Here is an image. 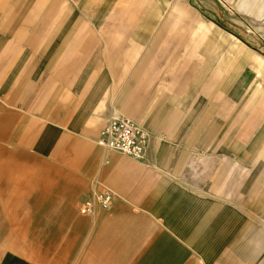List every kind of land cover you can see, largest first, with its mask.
I'll list each match as a JSON object with an SVG mask.
<instances>
[{
    "label": "crops",
    "instance_id": "obj_1",
    "mask_svg": "<svg viewBox=\"0 0 264 264\" xmlns=\"http://www.w3.org/2000/svg\"><path fill=\"white\" fill-rule=\"evenodd\" d=\"M234 39L214 0H0V264H264V52ZM113 112L142 159L95 142Z\"/></svg>",
    "mask_w": 264,
    "mask_h": 264
},
{
    "label": "built area",
    "instance_id": "obj_2",
    "mask_svg": "<svg viewBox=\"0 0 264 264\" xmlns=\"http://www.w3.org/2000/svg\"><path fill=\"white\" fill-rule=\"evenodd\" d=\"M149 140L150 134L145 128L139 126L131 117L118 116L114 112L110 114L95 138L99 146L136 160L144 157ZM112 197V192L108 190L95 192L93 197L82 201L80 210L91 214L95 206L108 209Z\"/></svg>",
    "mask_w": 264,
    "mask_h": 264
},
{
    "label": "rangeland",
    "instance_id": "obj_3",
    "mask_svg": "<svg viewBox=\"0 0 264 264\" xmlns=\"http://www.w3.org/2000/svg\"><path fill=\"white\" fill-rule=\"evenodd\" d=\"M259 2L214 0V25L233 31L234 41L239 45H242V41H249L252 46L264 52V11L260 12ZM206 3L204 4L208 8H213L212 3ZM222 40L226 39L222 38ZM262 56L264 57V53Z\"/></svg>",
    "mask_w": 264,
    "mask_h": 264
},
{
    "label": "bare ground",
    "instance_id": "obj_4",
    "mask_svg": "<svg viewBox=\"0 0 264 264\" xmlns=\"http://www.w3.org/2000/svg\"><path fill=\"white\" fill-rule=\"evenodd\" d=\"M255 1H260V12L262 13L264 11V0H255ZM252 7V6H251ZM259 8V7H258Z\"/></svg>",
    "mask_w": 264,
    "mask_h": 264
}]
</instances>
